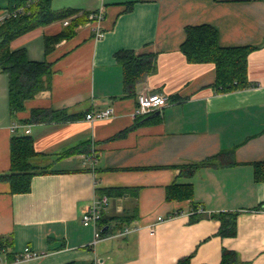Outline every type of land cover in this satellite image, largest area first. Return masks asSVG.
Returning a JSON list of instances; mask_svg holds the SVG:
<instances>
[{"label":"crops","instance_id":"1","mask_svg":"<svg viewBox=\"0 0 264 264\" xmlns=\"http://www.w3.org/2000/svg\"><path fill=\"white\" fill-rule=\"evenodd\" d=\"M8 5L0 0V19ZM52 5L79 12L10 43L12 50L26 49L31 60L52 62L50 88L14 117L10 76L0 69V264H175L188 255L192 264H220L224 248L248 264H264V209H258L264 181L255 180L254 165L264 161V0H52ZM102 7L103 37H96V21L88 20L46 52V36ZM201 24L218 29L221 46H257L248 56L254 86L219 93L213 86L215 64L187 59L181 48L186 29ZM120 50L153 54V69L131 90L115 57ZM141 93L162 94L167 105L135 118ZM109 107L110 117H86ZM35 109L76 117L21 121ZM21 135L32 137L35 162L49 171L33 176L30 191L13 192L1 176L11 170L12 139ZM228 151L234 165L183 171ZM92 152L96 164H84V155ZM174 183L178 196L169 198ZM108 189L123 192L104 194L109 198L100 225L104 238L92 245L95 228L82 222L83 214L98 191ZM222 211L238 212L236 235H221L217 218L193 220L202 212ZM159 216L165 220L152 233ZM130 226L138 229L117 235ZM26 246L45 255L13 263Z\"/></svg>","mask_w":264,"mask_h":264},{"label":"trees","instance_id":"2","mask_svg":"<svg viewBox=\"0 0 264 264\" xmlns=\"http://www.w3.org/2000/svg\"><path fill=\"white\" fill-rule=\"evenodd\" d=\"M30 1L9 0L8 9L15 10ZM76 12L78 13L79 10L55 9L52 0H32L24 13L11 16L0 22V69L10 76V110L14 117L25 109L26 102L29 99L50 88L54 70L52 62L48 60L36 61L29 59L24 48L12 50L10 47L11 41L38 26L65 19ZM92 12L95 11H84L82 16L73 19L59 34L46 36V52H51L56 44L64 38L71 37L80 23L92 20L90 17ZM186 33V39L181 46L183 53L190 62L215 64L216 81L213 86L217 92L234 91L255 85L248 76V56L257 46H221L219 31L210 24L188 26ZM115 57L124 68V82L127 90H131L136 82L154 67L153 54L138 53L134 50H120ZM75 117L76 115H70L65 110L35 109L30 119L21 121H64ZM37 156L38 152L34 147V140L31 136L13 137L11 170L1 176L11 182L13 192L30 191L33 176L49 171V169L42 168L35 162ZM231 158V151L222 152L202 162L187 167L183 166V171L192 174L205 165H234L236 162ZM254 165L255 180L264 181V161H258ZM175 186L178 185L174 183L169 187V198L178 196L174 192ZM98 192L100 196H103L104 194L120 195L123 191L108 189L99 190ZM184 192L186 195L190 194V190ZM194 208L198 207L195 206ZM258 209H264V204L259 206ZM205 215L221 221V235L234 236L237 234V211H222L211 214L202 212L200 215H194L193 220H198ZM102 222H105L103 216L100 225ZM1 245L0 249H2ZM191 257V255L184 256L175 264H192ZM220 264L248 263L242 260L236 251L224 248Z\"/></svg>","mask_w":264,"mask_h":264},{"label":"built area","instance_id":"3","mask_svg":"<svg viewBox=\"0 0 264 264\" xmlns=\"http://www.w3.org/2000/svg\"><path fill=\"white\" fill-rule=\"evenodd\" d=\"M32 1V0H31ZM31 1L24 5L16 8L15 10H7L6 14L0 19V22L5 20L6 18H9L11 16H18L22 13H24L27 8L29 7ZM105 16V9L104 7L100 8L99 10H96L95 12H92L90 14V17L92 20L96 21L95 30H96V37L101 38L104 36V30L102 29L101 22L104 19ZM69 21L66 20V24H68ZM167 105V98L166 96L159 94V93H141L138 96V104L132 115L137 118L139 116H144L146 114L151 113L152 111L162 108ZM114 114V109L112 107L107 108L104 111H100L98 113L90 112L87 114V119L89 120H95L99 118H106L110 117ZM17 125L14 124V127ZM84 164H91L94 166L97 162V156L94 152L90 154H86ZM108 196H100L98 198H95L91 205L88 207V209L83 214L82 222L87 226H93L95 228L94 231V238L92 240V245H96L100 240L104 238L103 231L100 227V220L103 216L104 210L108 206ZM203 211V209H202ZM165 218L163 216H159L158 220L155 224H153L150 227V231L153 233L155 232V227L157 224L163 222ZM138 227L136 226H130L125 227L124 229L120 230L117 235H126L134 230H137ZM45 255V252H39L34 249H32L30 246H26L22 251L19 252L17 255L15 261L24 260V259H31V258H37ZM7 264V263H6ZM97 264V263H96Z\"/></svg>","mask_w":264,"mask_h":264}]
</instances>
